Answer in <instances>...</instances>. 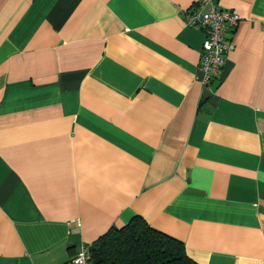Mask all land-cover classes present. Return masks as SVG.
<instances>
[{
	"label": "crops",
	"instance_id": "0c3cea01",
	"mask_svg": "<svg viewBox=\"0 0 264 264\" xmlns=\"http://www.w3.org/2000/svg\"><path fill=\"white\" fill-rule=\"evenodd\" d=\"M199 0H0V264H72L134 214L200 264H264V0L203 81Z\"/></svg>",
	"mask_w": 264,
	"mask_h": 264
},
{
	"label": "trees",
	"instance_id": "16d2710c",
	"mask_svg": "<svg viewBox=\"0 0 264 264\" xmlns=\"http://www.w3.org/2000/svg\"><path fill=\"white\" fill-rule=\"evenodd\" d=\"M90 264H200L181 239L160 230L140 214L111 225L90 242Z\"/></svg>",
	"mask_w": 264,
	"mask_h": 264
},
{
	"label": "built area",
	"instance_id": "2783aa9c",
	"mask_svg": "<svg viewBox=\"0 0 264 264\" xmlns=\"http://www.w3.org/2000/svg\"><path fill=\"white\" fill-rule=\"evenodd\" d=\"M187 24L203 28L205 36L201 47V69L203 81H208L212 73L224 62L225 52L232 46L226 41L225 32L234 27L239 14L215 5L212 0H199L197 5L184 14ZM72 264H90V243L81 242L71 258Z\"/></svg>",
	"mask_w": 264,
	"mask_h": 264
}]
</instances>
